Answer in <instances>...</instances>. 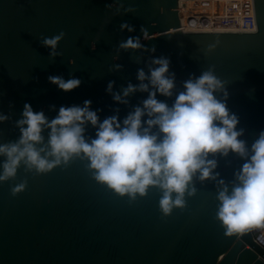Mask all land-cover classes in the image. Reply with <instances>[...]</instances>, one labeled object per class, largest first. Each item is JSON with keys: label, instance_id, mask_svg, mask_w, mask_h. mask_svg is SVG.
<instances>
[{"label": "water", "instance_id": "95a60500", "mask_svg": "<svg viewBox=\"0 0 264 264\" xmlns=\"http://www.w3.org/2000/svg\"><path fill=\"white\" fill-rule=\"evenodd\" d=\"M120 2L0 0V113L11 117L0 123V143L18 139L15 121L26 103L54 118L61 106L91 100L93 110H103L101 121L117 108L122 121L148 93L137 91L120 104L107 92L108 83L115 81L114 91L140 83L138 69L147 72L150 58L163 55L176 73L177 93L190 74L215 65L230 93L228 108L239 117L242 139L250 146L264 130V0H202L205 31L198 0H122L136 11L117 14ZM124 22L135 31H121ZM61 31L62 55L52 58L41 38ZM130 36H140L156 51L118 49ZM116 64L123 68L110 70ZM49 76L82 83L64 91ZM157 98L170 105L175 99ZM95 133L89 124L86 135ZM86 163L75 158L40 175L21 166L14 180L0 182V264H264L259 231L228 235L216 219L214 182L197 180L198 192L187 197V206L164 216L157 189L129 203L95 181ZM243 163L235 154L220 157L217 171L231 181ZM25 179L27 189L13 196L11 188Z\"/></svg>", "mask_w": 264, "mask_h": 264}, {"label": "clouds", "instance_id": "9594fccd", "mask_svg": "<svg viewBox=\"0 0 264 264\" xmlns=\"http://www.w3.org/2000/svg\"><path fill=\"white\" fill-rule=\"evenodd\" d=\"M106 7L111 9L113 5ZM121 9L125 13L136 11L132 6L125 7L122 0L117 14ZM120 29L135 31L127 22ZM141 32L144 40L150 39L147 28L142 26ZM65 36L61 31L41 38L42 46L51 49L50 57L62 55L57 48ZM215 47L210 45L209 51ZM118 49L156 51L155 45L147 49L140 36H130L120 42ZM170 67L169 57H152L147 72L143 68L137 71L140 83L129 82L121 91H114L115 81L108 83L107 92L120 104H128L127 97L137 91L148 93L122 121L119 108L115 115L101 121L98 112L103 110H93L91 100H85L82 106H61L54 118L43 110L34 111L26 103L21 118L15 121L20 132L18 139L0 143V157L4 158L0 162V182L14 180L21 166L25 172L40 175L79 158L87 161L86 168L95 181L121 197L127 196L129 203L146 197L152 188L157 189L161 194L160 211L168 216L175 208L186 207L187 197L197 194V180L212 181L219 202L216 219L226 234L264 229V130L250 146L242 139L245 129L238 128L239 117L228 108L230 93L226 82L215 74V65L199 76L190 74L178 93L176 73ZM122 68L123 65L116 64L110 70ZM48 79L64 91L82 83L74 77ZM158 94L175 99L170 105L158 99ZM50 108L56 110L55 105ZM10 118L0 113V123ZM89 124L96 129L94 137L86 135ZM230 154L244 163L227 181L217 168L219 158ZM27 186V179L14 185L12 195L25 191Z\"/></svg>", "mask_w": 264, "mask_h": 264}, {"label": "built area", "instance_id": "2783aa9c", "mask_svg": "<svg viewBox=\"0 0 264 264\" xmlns=\"http://www.w3.org/2000/svg\"><path fill=\"white\" fill-rule=\"evenodd\" d=\"M198 6H199V15H200V23H201V31H205L204 29V19H203V7H202V0H198ZM259 231V238L260 242H262V238H264V229H253Z\"/></svg>", "mask_w": 264, "mask_h": 264}]
</instances>
